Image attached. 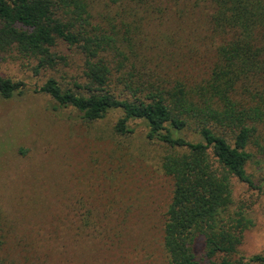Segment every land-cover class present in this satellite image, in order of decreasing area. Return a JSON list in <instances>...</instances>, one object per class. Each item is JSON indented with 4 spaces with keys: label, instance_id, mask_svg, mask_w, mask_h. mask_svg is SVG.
<instances>
[{
    "label": "trees",
    "instance_id": "1",
    "mask_svg": "<svg viewBox=\"0 0 264 264\" xmlns=\"http://www.w3.org/2000/svg\"><path fill=\"white\" fill-rule=\"evenodd\" d=\"M203 1L211 4L218 43L205 76L194 82L142 71L149 59L141 50L156 54L157 45L140 36L168 14L164 0H0V50L36 58L38 74L64 59L61 45L76 49L84 81L69 86L52 76L39 86L55 109L71 107L85 122L120 109L118 134L132 133L131 121L141 120L147 138L166 145L160 167L173 182L163 236L168 264H264L261 254L234 258L254 222L244 206L233 208L236 181L264 192L248 170L252 161L264 168V0ZM23 85L0 74V98ZM78 220L92 231L103 222L91 209ZM5 225L0 216V264H11Z\"/></svg>",
    "mask_w": 264,
    "mask_h": 264
},
{
    "label": "rangeland",
    "instance_id": "2",
    "mask_svg": "<svg viewBox=\"0 0 264 264\" xmlns=\"http://www.w3.org/2000/svg\"><path fill=\"white\" fill-rule=\"evenodd\" d=\"M164 1L171 4L168 14L140 36L157 45L156 54L141 50L149 59L140 63L142 71L201 80L218 43L210 29L211 4ZM58 52L64 59L56 67L35 74L36 58L0 50V74L24 82L12 98H0V216L11 264H168L163 236L173 182L160 167L166 145L149 140L141 120L131 121L132 133L118 134L120 109L96 122H85L71 107L55 109L39 89L47 78L69 86L84 81V57L66 45ZM248 170L264 187V168L252 161ZM233 195V208L244 206L254 222L234 258L264 255V192L236 181ZM88 209L103 220L97 230L83 229L78 220ZM196 248L201 257L204 243Z\"/></svg>",
    "mask_w": 264,
    "mask_h": 264
}]
</instances>
